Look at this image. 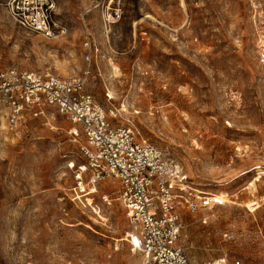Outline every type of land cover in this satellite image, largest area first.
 Instances as JSON below:
<instances>
[{
  "label": "rangeland",
  "instance_id": "obj_1",
  "mask_svg": "<svg viewBox=\"0 0 264 264\" xmlns=\"http://www.w3.org/2000/svg\"><path fill=\"white\" fill-rule=\"evenodd\" d=\"M54 1L65 32L47 39L0 0V70L78 74L90 32L87 91L103 106L114 91L122 123L176 158L196 189L231 200L182 212L179 245L192 263L264 264V0ZM112 10L120 17L105 24ZM2 109L0 264H142L122 240L130 224L115 182H102L91 205L73 190L81 130L75 140L53 108L11 129Z\"/></svg>",
  "mask_w": 264,
  "mask_h": 264
},
{
  "label": "built area",
  "instance_id": "obj_2",
  "mask_svg": "<svg viewBox=\"0 0 264 264\" xmlns=\"http://www.w3.org/2000/svg\"><path fill=\"white\" fill-rule=\"evenodd\" d=\"M11 17L23 29L50 39L65 32L55 20L54 0H9ZM120 17L107 12L105 24ZM90 32L84 39L87 49L84 69L73 76L9 67L0 70L2 117L14 129L26 118L46 115L51 108L74 125L69 133L75 140L80 129L84 160L75 167L73 190L89 199L99 193L102 182L114 181L118 197L129 221L126 239L130 249L142 254V264H193L179 245L182 212L199 213L221 203L216 196L196 189L183 165L173 156L141 138L131 122L122 123L120 114L126 104H115L114 91H104L103 106L86 89L92 74L93 54ZM102 198L111 203L109 194ZM204 223L206 219L203 218ZM227 233L226 238L231 239ZM201 264H242L229 262L227 255Z\"/></svg>",
  "mask_w": 264,
  "mask_h": 264
},
{
  "label": "bare ground",
  "instance_id": "obj_3",
  "mask_svg": "<svg viewBox=\"0 0 264 264\" xmlns=\"http://www.w3.org/2000/svg\"><path fill=\"white\" fill-rule=\"evenodd\" d=\"M75 129L79 133V130L77 128H75ZM104 182H105L104 184L106 186H108L109 188H112V186L114 185V182H112L111 180H105ZM227 196H228V194L222 192V193H220V195L216 196V198H217V200H220L222 202L221 204L230 203L231 200L228 199ZM88 201L91 202V199L88 198ZM257 205H258V202H256V201H250V202L247 203V207L250 210H254L257 207ZM96 213H98L99 218L105 220V218L101 214V211L96 210ZM122 240H126L127 241V239L125 237ZM130 250L132 251L133 255L137 254L136 250L135 251H133L132 249H130Z\"/></svg>",
  "mask_w": 264,
  "mask_h": 264
}]
</instances>
